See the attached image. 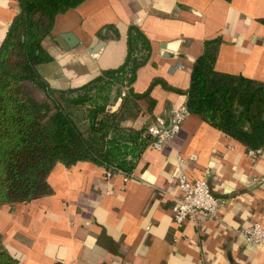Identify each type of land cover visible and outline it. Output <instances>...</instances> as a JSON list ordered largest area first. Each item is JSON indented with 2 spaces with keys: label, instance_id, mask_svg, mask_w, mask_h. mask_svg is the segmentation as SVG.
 I'll list each match as a JSON object with an SVG mask.
<instances>
[{
  "label": "crops",
  "instance_id": "obj_1",
  "mask_svg": "<svg viewBox=\"0 0 264 264\" xmlns=\"http://www.w3.org/2000/svg\"><path fill=\"white\" fill-rule=\"evenodd\" d=\"M19 9L18 0H0V46ZM263 19L264 0H85L57 15L42 39L53 59L37 68L54 88L81 86L124 63L128 29L139 27L151 52L133 88L151 91L122 125L147 128L185 105L208 39L222 38L216 70L264 82ZM181 170L226 200L217 217L175 223ZM48 182L51 194L0 206V249L19 264H264V246L242 235L264 227V148L197 113L162 149L149 145L130 175L58 162Z\"/></svg>",
  "mask_w": 264,
  "mask_h": 264
},
{
  "label": "trees",
  "instance_id": "obj_2",
  "mask_svg": "<svg viewBox=\"0 0 264 264\" xmlns=\"http://www.w3.org/2000/svg\"><path fill=\"white\" fill-rule=\"evenodd\" d=\"M18 1L20 9L0 46V206L51 194L48 175L58 162L92 161L132 174L151 137L147 128L122 121L150 96L151 87L141 93L133 88L137 70L150 56L148 37L131 25L122 65L81 86L54 88L37 68L53 59L39 37L51 32L57 15L85 0ZM221 42V37L205 41L192 67L185 106L251 149H262L264 82L216 70ZM0 264L19 263L0 249Z\"/></svg>",
  "mask_w": 264,
  "mask_h": 264
},
{
  "label": "built area",
  "instance_id": "obj_3",
  "mask_svg": "<svg viewBox=\"0 0 264 264\" xmlns=\"http://www.w3.org/2000/svg\"><path fill=\"white\" fill-rule=\"evenodd\" d=\"M190 111L185 105L172 110L169 120L157 117L151 122L146 133L151 137L150 145L162 149L181 130L182 125ZM179 189L182 197L173 206L175 223L182 226L189 220H197L200 214L217 217L225 203L223 197L217 196L212 191L206 178L193 179L186 171L181 170L177 175ZM246 242L252 246H264V227L255 223L242 230Z\"/></svg>",
  "mask_w": 264,
  "mask_h": 264
},
{
  "label": "rangeland",
  "instance_id": "obj_4",
  "mask_svg": "<svg viewBox=\"0 0 264 264\" xmlns=\"http://www.w3.org/2000/svg\"><path fill=\"white\" fill-rule=\"evenodd\" d=\"M123 90L126 91L125 86L123 87ZM116 107H117V104L113 106V108H116ZM82 128L86 129L87 128V124H82Z\"/></svg>",
  "mask_w": 264,
  "mask_h": 264
},
{
  "label": "water",
  "instance_id": "obj_5",
  "mask_svg": "<svg viewBox=\"0 0 264 264\" xmlns=\"http://www.w3.org/2000/svg\"><path fill=\"white\" fill-rule=\"evenodd\" d=\"M44 36H45L44 34L41 35V36L39 37V40H42ZM63 37H66V35H63Z\"/></svg>",
  "mask_w": 264,
  "mask_h": 264
}]
</instances>
